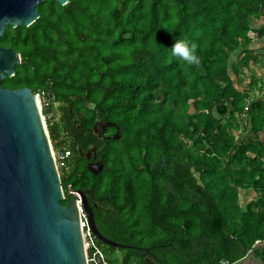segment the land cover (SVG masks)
Here are the masks:
<instances>
[{"label": "trees", "instance_id": "trees-1", "mask_svg": "<svg viewBox=\"0 0 264 264\" xmlns=\"http://www.w3.org/2000/svg\"><path fill=\"white\" fill-rule=\"evenodd\" d=\"M37 11L31 26L8 25L0 38L21 58L1 84L54 95L59 122L53 106L42 114L53 151L70 152L62 204L83 191L98 231L127 246L97 240L103 254L235 264L263 241L264 91L250 98L256 75L247 89L235 81L260 59L248 46L264 41V0H68ZM178 39L197 43L199 65L172 55ZM240 190L257 196L241 206Z\"/></svg>", "mask_w": 264, "mask_h": 264}, {"label": "water", "instance_id": "water-1", "mask_svg": "<svg viewBox=\"0 0 264 264\" xmlns=\"http://www.w3.org/2000/svg\"><path fill=\"white\" fill-rule=\"evenodd\" d=\"M64 6L67 0H0V38L6 27H29L39 19L38 4ZM19 53L0 46V264H89L78 210L87 214L98 241L116 249L127 246L105 238L83 191L63 188L39 103L29 88L10 90L4 78L15 75ZM114 140L120 139L117 132ZM103 169L93 172L97 175ZM148 253V250H145ZM142 264H159L151 256Z\"/></svg>", "mask_w": 264, "mask_h": 264}, {"label": "rangeland", "instance_id": "rangeland-1", "mask_svg": "<svg viewBox=\"0 0 264 264\" xmlns=\"http://www.w3.org/2000/svg\"><path fill=\"white\" fill-rule=\"evenodd\" d=\"M252 28H259L258 23L254 22L251 25ZM248 50H250L251 52H255V53H259V54H255V55H259L260 59L258 60V63L255 64H251L250 65V69L252 70V72H247L245 69H242L243 73L241 75V80H236L235 78L232 77V79L236 82V84L239 85V87H237L238 89H247L248 85L250 84V80H251V76L252 74L258 79V85L256 88V92H254L250 98H257L260 95L261 91H264V65L263 62L264 60L261 61V59L264 56V41L260 40H254L251 44V42L249 43L248 46ZM242 59V56L239 58L238 57V52L232 55V61L233 60H240ZM264 59V58H263ZM260 64V65H258ZM59 109V108H58ZM58 109H54L53 112L51 113L50 117L54 118L56 122H59V117H60V112ZM191 113H193L192 109L190 110ZM42 116L44 117V115L42 114ZM45 118V117H44ZM235 124L237 125V129L233 132L234 135L236 136L237 139H240V137H244L245 136V131L243 130L242 126L244 125L245 122L242 121V119H240L239 117L235 119ZM45 124H46V118L44 119ZM102 127V123H97L95 126V131L97 132L98 128ZM47 128V125H46ZM52 145V144H51ZM67 148V147H66ZM55 153V152H54ZM56 154V153H55ZM93 156V152L91 151V153H87L86 157H90ZM77 158V155L75 153H73V159L75 160ZM72 159V160H73ZM125 256V253L119 250L116 251H105L103 254L104 257V261L106 264H123V258ZM136 264V263H133Z\"/></svg>", "mask_w": 264, "mask_h": 264}, {"label": "built area", "instance_id": "built-area-1", "mask_svg": "<svg viewBox=\"0 0 264 264\" xmlns=\"http://www.w3.org/2000/svg\"><path fill=\"white\" fill-rule=\"evenodd\" d=\"M34 95H35V97L39 103L41 113L44 110V108H49L50 106H53V107L57 106V102L55 101L54 95H52L50 93H46V92L41 91V92L36 93ZM69 157H70V152H64V153H60V154L54 153V159H55V163H56V166L58 168V171L60 168L66 167V160ZM63 199L65 200L64 194H63ZM78 210H79L80 224H81V236L83 239V244H84L85 250L87 252V255H88L89 251H92V257L88 256V263L89 264H96L97 257H99L102 261H104L103 252L97 245V238L95 237V235L91 231V229L89 227V223H88L87 214L85 213V211L83 210V208L80 204H78ZM259 242H262V241H257L256 243H259ZM104 264H106V263L104 262ZM220 264H229V263L222 261Z\"/></svg>", "mask_w": 264, "mask_h": 264}, {"label": "crops", "instance_id": "crops-1", "mask_svg": "<svg viewBox=\"0 0 264 264\" xmlns=\"http://www.w3.org/2000/svg\"><path fill=\"white\" fill-rule=\"evenodd\" d=\"M255 54H259V53L254 52V55ZM263 58L261 59V61L264 60ZM261 66H264V65H261ZM54 109L55 110L58 109V106L54 107L53 110ZM256 196H257V193L253 190H246V191L240 190L239 192L240 205L244 206L246 203L255 199ZM235 264H264V240L262 242L256 243L253 249L249 251L248 254L243 259L239 260Z\"/></svg>", "mask_w": 264, "mask_h": 264}, {"label": "clouds", "instance_id": "clouds-1", "mask_svg": "<svg viewBox=\"0 0 264 264\" xmlns=\"http://www.w3.org/2000/svg\"><path fill=\"white\" fill-rule=\"evenodd\" d=\"M172 55L189 66L199 65L201 62L197 43L188 39H178L172 46Z\"/></svg>", "mask_w": 264, "mask_h": 264}, {"label": "flooded vegetation", "instance_id": "flooded-vegetation-1", "mask_svg": "<svg viewBox=\"0 0 264 264\" xmlns=\"http://www.w3.org/2000/svg\"><path fill=\"white\" fill-rule=\"evenodd\" d=\"M46 2H50V1H46ZM45 3V2H44ZM52 3H57V2H52ZM67 3H68V0H67ZM58 4V3H57ZM39 5V4H38ZM61 6V5H60ZM101 163H94L92 164L91 166V169L93 172H96L98 169H99V166H100ZM147 256V255H144V257Z\"/></svg>", "mask_w": 264, "mask_h": 264}]
</instances>
